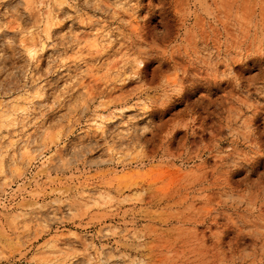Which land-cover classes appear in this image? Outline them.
Listing matches in <instances>:
<instances>
[{
	"label": "rangeland",
	"instance_id": "374dc122",
	"mask_svg": "<svg viewBox=\"0 0 264 264\" xmlns=\"http://www.w3.org/2000/svg\"><path fill=\"white\" fill-rule=\"evenodd\" d=\"M0 264H264V0H0Z\"/></svg>",
	"mask_w": 264,
	"mask_h": 264
}]
</instances>
